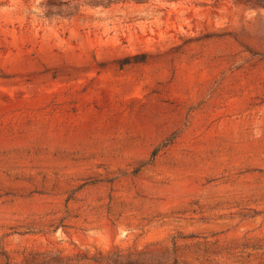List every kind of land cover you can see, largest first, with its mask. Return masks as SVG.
<instances>
[{
    "label": "rangeland",
    "instance_id": "obj_1",
    "mask_svg": "<svg viewBox=\"0 0 264 264\" xmlns=\"http://www.w3.org/2000/svg\"><path fill=\"white\" fill-rule=\"evenodd\" d=\"M0 264H264L259 0H0Z\"/></svg>",
    "mask_w": 264,
    "mask_h": 264
},
{
    "label": "trees",
    "instance_id": "obj_2",
    "mask_svg": "<svg viewBox=\"0 0 264 264\" xmlns=\"http://www.w3.org/2000/svg\"><path fill=\"white\" fill-rule=\"evenodd\" d=\"M260 4L264 6V0H259Z\"/></svg>",
    "mask_w": 264,
    "mask_h": 264
}]
</instances>
